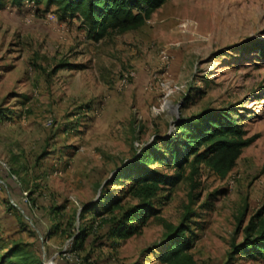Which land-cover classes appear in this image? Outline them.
Instances as JSON below:
<instances>
[{"label": "rangeland", "instance_id": "obj_1", "mask_svg": "<svg viewBox=\"0 0 264 264\" xmlns=\"http://www.w3.org/2000/svg\"><path fill=\"white\" fill-rule=\"evenodd\" d=\"M0 4V262L18 244L44 263L164 264L185 225L195 264H264L232 254L264 221V0H167L99 40L56 6ZM228 107L255 137L228 175L185 166L141 235L100 238L82 210L114 172L181 118Z\"/></svg>", "mask_w": 264, "mask_h": 264}, {"label": "trees", "instance_id": "obj_2", "mask_svg": "<svg viewBox=\"0 0 264 264\" xmlns=\"http://www.w3.org/2000/svg\"><path fill=\"white\" fill-rule=\"evenodd\" d=\"M167 0H10L14 6L32 2L47 8L56 6L62 16L82 19L94 40L101 39L108 30L127 32L142 27L152 13ZM1 5V4H0ZM240 113L233 108L209 110L198 115L181 118L175 133L156 136L131 160L114 172L96 201L84 204L82 216L91 213L95 232L103 240H125L141 235L148 220L156 217L164 205L161 193L184 179L185 166L193 174L205 164L215 174L224 178L235 167L243 149L255 137H248L243 129ZM174 168L175 173L159 171L153 164ZM116 185L115 191L110 190ZM132 200L135 203L129 204ZM99 220V222H98ZM81 227L76 237L80 247L94 226ZM188 227L181 225L167 235V247L160 254L164 264H195L190 250L194 238ZM232 254H245L264 263V221L253 222L246 228L243 243L233 246ZM0 264H45L32 253L15 244L2 257Z\"/></svg>", "mask_w": 264, "mask_h": 264}, {"label": "built area", "instance_id": "obj_3", "mask_svg": "<svg viewBox=\"0 0 264 264\" xmlns=\"http://www.w3.org/2000/svg\"><path fill=\"white\" fill-rule=\"evenodd\" d=\"M161 57H162V60L165 62V63H169V60H170V55L167 51H164L162 54H161ZM126 82V81H125ZM167 90V91H166ZM165 91H166V97L170 96V94H172L174 92L173 88H171L169 85H166L165 87ZM45 264H57L56 262L54 261H48L46 262Z\"/></svg>", "mask_w": 264, "mask_h": 264}]
</instances>
